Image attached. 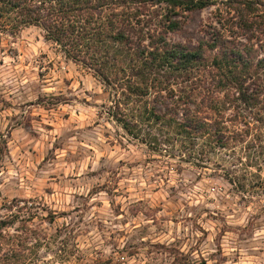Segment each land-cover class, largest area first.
<instances>
[{
  "label": "rangeland",
  "instance_id": "rangeland-1",
  "mask_svg": "<svg viewBox=\"0 0 264 264\" xmlns=\"http://www.w3.org/2000/svg\"><path fill=\"white\" fill-rule=\"evenodd\" d=\"M216 8L170 36L197 44ZM110 98L41 27L0 21L3 248L11 233L22 264H264V190L229 181L244 175L241 152H153L109 115Z\"/></svg>",
  "mask_w": 264,
  "mask_h": 264
},
{
  "label": "trees",
  "instance_id": "trees-1",
  "mask_svg": "<svg viewBox=\"0 0 264 264\" xmlns=\"http://www.w3.org/2000/svg\"><path fill=\"white\" fill-rule=\"evenodd\" d=\"M209 6L197 44L170 36ZM1 20L41 27L98 76L129 137L181 161L239 151L244 175L229 181L264 190V0H0ZM2 236L0 264H22L21 235Z\"/></svg>",
  "mask_w": 264,
  "mask_h": 264
}]
</instances>
